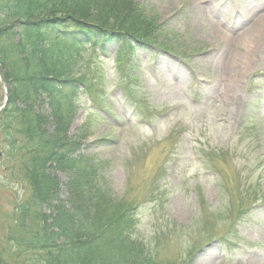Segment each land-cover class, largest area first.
Listing matches in <instances>:
<instances>
[{
	"label": "rangeland",
	"instance_id": "obj_1",
	"mask_svg": "<svg viewBox=\"0 0 264 264\" xmlns=\"http://www.w3.org/2000/svg\"><path fill=\"white\" fill-rule=\"evenodd\" d=\"M105 1L133 35L67 47L78 80L68 134L77 156L98 163L93 184L135 209L123 264H263L264 33L254 22L264 3ZM237 6L256 15L247 21ZM221 64L234 68L238 97L216 85L227 82ZM3 89L0 79V106ZM2 159L0 248L30 193Z\"/></svg>",
	"mask_w": 264,
	"mask_h": 264
},
{
	"label": "trees",
	"instance_id": "obj_2",
	"mask_svg": "<svg viewBox=\"0 0 264 264\" xmlns=\"http://www.w3.org/2000/svg\"><path fill=\"white\" fill-rule=\"evenodd\" d=\"M104 3L0 0V76L8 94L0 111V159L12 181L30 188L15 205L0 264H123L122 251L134 247L135 209L93 184L98 163L77 156L68 134L74 108L68 99L78 80L70 77L76 64L67 47L104 48L119 33L133 35L119 28ZM56 172L65 174L64 182Z\"/></svg>",
	"mask_w": 264,
	"mask_h": 264
},
{
	"label": "bare ground",
	"instance_id": "obj_3",
	"mask_svg": "<svg viewBox=\"0 0 264 264\" xmlns=\"http://www.w3.org/2000/svg\"><path fill=\"white\" fill-rule=\"evenodd\" d=\"M195 3H197V2H199V1H201V0H193ZM208 1H210V5H212L213 4V2H217V4H218V0H207V2ZM262 2L264 3V0H262ZM217 4H215L214 6H217ZM248 4V3H247ZM209 5V6H210ZM227 6V5H226ZM248 6H249V4H248ZM227 7H229L230 8V6H227ZM223 9H225V10H228V8H224V7H222ZM240 11H241V14H242V16L244 17V19H246L247 21L249 20V19H252L255 15H256V12L254 11V8H252V7H245V6H241L240 7ZM249 16H251L249 19H248V17ZM256 24H258V27H259V30H261V32H263L264 33V16H260V17H258L257 18V20H256V22H254V26L256 25ZM220 26L217 24L216 25V28H215V33L216 34H219L220 35V28H219ZM248 32V30L247 31H245V32H243V33H241L240 34V36L241 35H244V34H246ZM222 35V34H221ZM224 35H225V33H224ZM227 36V35H226ZM240 36H238V37H240ZM221 71H222V73H223V76H225V80L227 81L226 83H223V82H221V83H219V84H216V85H222V87H224L223 88V93H224V95L225 96H231V97H233V98H235V97H238L239 96V93H238V90H237V88H238V85H236V86H234V84H236V83H231L230 82V80L232 79V78H234L233 77V72H235L234 71V68H232V67H224L222 64H221ZM229 82L231 83V86H230V84H229ZM218 93H220V92H218ZM263 262H264V260H263ZM260 264V263H259ZM264 264V263H263Z\"/></svg>",
	"mask_w": 264,
	"mask_h": 264
}]
</instances>
